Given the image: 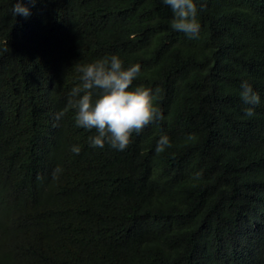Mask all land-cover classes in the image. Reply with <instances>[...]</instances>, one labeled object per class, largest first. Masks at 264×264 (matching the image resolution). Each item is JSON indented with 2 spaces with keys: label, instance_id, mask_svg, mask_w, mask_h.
Returning a JSON list of instances; mask_svg holds the SVG:
<instances>
[{
  "label": "trees",
  "instance_id": "trees-1",
  "mask_svg": "<svg viewBox=\"0 0 264 264\" xmlns=\"http://www.w3.org/2000/svg\"><path fill=\"white\" fill-rule=\"evenodd\" d=\"M21 2L0 0V264H264V0H198L196 38L162 0ZM111 55L163 114L123 151L68 107Z\"/></svg>",
  "mask_w": 264,
  "mask_h": 264
},
{
  "label": "clouds",
  "instance_id": "clouds-1",
  "mask_svg": "<svg viewBox=\"0 0 264 264\" xmlns=\"http://www.w3.org/2000/svg\"><path fill=\"white\" fill-rule=\"evenodd\" d=\"M162 2L173 12L172 29L196 38L200 31L198 0ZM13 12L25 17L29 15V10L22 6L21 0H16ZM79 71L81 83L72 89L68 107L76 110L74 119L77 127L95 130V134L89 137L90 146L103 148L107 143L123 151L129 145L133 133L138 134L153 121L163 119L161 110L154 106L152 89L143 85L133 86V81L140 74L139 64L125 68L118 55H111L83 65ZM94 90H98L95 99ZM240 97L249 105L245 115L253 116L254 107L260 103V96L247 81L241 83ZM65 111L56 113L55 119H62ZM166 147H170L169 138L161 135L156 152H163ZM72 151L79 154L80 149L73 147Z\"/></svg>",
  "mask_w": 264,
  "mask_h": 264
}]
</instances>
